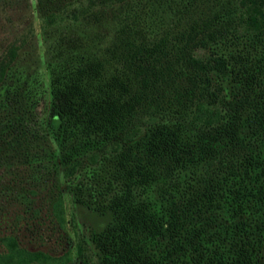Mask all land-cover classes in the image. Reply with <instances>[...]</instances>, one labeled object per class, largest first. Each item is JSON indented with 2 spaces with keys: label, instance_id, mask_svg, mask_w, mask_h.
<instances>
[{
  "label": "trees",
  "instance_id": "obj_1",
  "mask_svg": "<svg viewBox=\"0 0 264 264\" xmlns=\"http://www.w3.org/2000/svg\"><path fill=\"white\" fill-rule=\"evenodd\" d=\"M36 2L47 87L32 24L0 42V264L70 223L80 264H264V0Z\"/></svg>",
  "mask_w": 264,
  "mask_h": 264
},
{
  "label": "rangeland",
  "instance_id": "obj_2",
  "mask_svg": "<svg viewBox=\"0 0 264 264\" xmlns=\"http://www.w3.org/2000/svg\"><path fill=\"white\" fill-rule=\"evenodd\" d=\"M16 2V5L12 7H0V42L6 39L9 40L16 33L29 29V26L32 24L34 36L30 48L25 51L29 52V55L33 57L38 53L41 64V76L45 87H47L48 71L46 68L45 47L43 44V34L40 30L41 19L37 2L36 0H16ZM20 65H22V68L24 65L25 67L27 66L25 62H21ZM41 114L45 128H50L47 112H41ZM2 125L7 126V123L0 122V128ZM82 177L84 176L82 175ZM75 229L70 223L65 227L66 234H61L62 231L60 230L59 233L56 232L55 234L46 236L44 239L33 241L27 244V246L30 249H39L50 253L53 257L51 264H80L78 258L75 256ZM65 252L67 255H65ZM66 258L70 260L68 261Z\"/></svg>",
  "mask_w": 264,
  "mask_h": 264
}]
</instances>
